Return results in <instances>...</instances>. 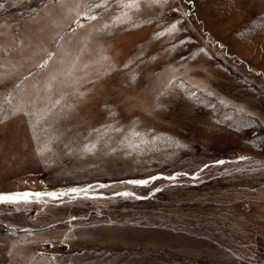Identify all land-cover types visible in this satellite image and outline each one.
Returning a JSON list of instances; mask_svg holds the SVG:
<instances>
[{
    "label": "rangeland",
    "instance_id": "374dc122",
    "mask_svg": "<svg viewBox=\"0 0 264 264\" xmlns=\"http://www.w3.org/2000/svg\"><path fill=\"white\" fill-rule=\"evenodd\" d=\"M100 2L0 0V193L91 197L0 204V264H264V0Z\"/></svg>",
    "mask_w": 264,
    "mask_h": 264
},
{
    "label": "snow or ice",
    "instance_id": "6c2138e0",
    "mask_svg": "<svg viewBox=\"0 0 264 264\" xmlns=\"http://www.w3.org/2000/svg\"><path fill=\"white\" fill-rule=\"evenodd\" d=\"M140 0H128L127 3L124 2V0H115V3L120 6V7H127V8H135L137 7V5L139 4ZM108 4V0H101L100 3H97L91 7L94 8H105L107 7ZM91 7H90V11H91ZM178 11V9H177ZM125 16H127V13H125ZM90 20H95L97 19L96 15H89L87 17ZM128 19L130 20L131 17L129 16ZM117 20H119V17L117 18ZM127 22V21H125ZM80 27H83V25H80ZM109 25L105 24L104 28H108ZM172 27H175V25H173ZM54 53H50L49 54V60L52 59V57L54 56ZM48 66V60H45L44 63L40 64L39 67L40 68H46ZM52 79H55V77H52ZM82 95V94H81ZM6 102H7V98H6ZM57 103H59V101H57ZM9 107H11V105L9 104ZM3 109L0 108V112H2ZM13 112H15V109H13ZM95 148V144H93L90 148L88 146L85 147L86 151H92ZM240 159H246V157H241ZM217 163H224V161H218ZM207 167V165H206ZM160 177H153L151 178L152 180L155 179H159ZM166 179H175V176L173 177H167ZM150 181L149 180H142V181H128V183H132V184H138V185H146L148 184ZM101 187H104V185H101ZM88 189L87 188H72L66 191H61L59 193L56 192H50V193H0V204H16V203H30L32 202V200L30 199L31 197H44V196H48V197H52L54 199H59L63 196H68L70 194L76 193H85V195L87 194ZM121 195L124 196H130L133 195L132 193H122ZM73 198H79L78 196H73ZM86 198H91V197H87Z\"/></svg>",
    "mask_w": 264,
    "mask_h": 264
}]
</instances>
